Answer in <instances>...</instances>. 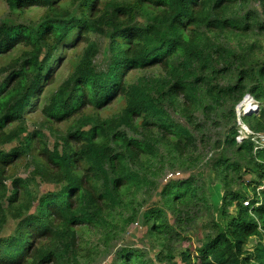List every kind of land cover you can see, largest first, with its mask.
Returning <instances> with one entry per match:
<instances>
[{
	"label": "trees",
	"instance_id": "trees-1",
	"mask_svg": "<svg viewBox=\"0 0 264 264\" xmlns=\"http://www.w3.org/2000/svg\"><path fill=\"white\" fill-rule=\"evenodd\" d=\"M0 11V264H264V0Z\"/></svg>",
	"mask_w": 264,
	"mask_h": 264
},
{
	"label": "rangeland",
	"instance_id": "rangeland-1",
	"mask_svg": "<svg viewBox=\"0 0 264 264\" xmlns=\"http://www.w3.org/2000/svg\"><path fill=\"white\" fill-rule=\"evenodd\" d=\"M3 11H0V22L2 21V19H3ZM104 45L106 46V41H105V43H104ZM104 57H105V54H104V50H102V52H101V54H100V56L98 57V59H97V64L98 65H100L101 63H102V61H103V59H104ZM69 74V71L64 67L62 70H60V72H59V75H58V77H57V80H59V82H61L67 75ZM251 100V99H250ZM252 101V100H251ZM251 101H249L250 102V104H251ZM255 105V104H254ZM253 105V107L250 105V107H252V110H253V108H254V110H255V106ZM256 106L259 108V105L256 103ZM241 110V108H237L236 107V112H238V111H240ZM249 112V111H248ZM247 112V113H248ZM35 119L37 120L38 118L37 117H35ZM245 120V119H244ZM237 124H238V122H237ZM256 136H258V135H256ZM255 140L256 141H259L258 140V138H256L255 137ZM25 174V172H21L19 175H22V177H24L23 175ZM250 192V191H249ZM234 210H233V208H231V212H233ZM142 233V229L140 228V227H138L135 223H133L132 225H130L129 226V228H127V233L125 234V236L123 237L124 239H123V241H125V242H127V240L128 241H130V242H137V243H139V246L140 247H144L145 246V248L147 247L146 246V240H143V244H140V242H139V239L143 236V234H141ZM134 234H137V237L136 236H134ZM202 235H203V233L201 232L197 237H195V236H193L192 235V237H191V242H186V243H184L183 244V247L184 248H189V249H191V248H193V249H195L196 247H198L199 246V244H200V241H201V239H202ZM141 240V239H140ZM257 243H258V239L257 238H253V239H251L250 240V242L248 243V245L245 247V249H247V250H252V249H254L255 247H256V245H257ZM150 255V258H152L151 257V253L149 254ZM109 259H107L106 260V262L108 261ZM101 264H104V262H102Z\"/></svg>",
	"mask_w": 264,
	"mask_h": 264
},
{
	"label": "built area",
	"instance_id": "built-area-1",
	"mask_svg": "<svg viewBox=\"0 0 264 264\" xmlns=\"http://www.w3.org/2000/svg\"><path fill=\"white\" fill-rule=\"evenodd\" d=\"M240 113H238V126H239V136L237 137V141H242L244 139H248V137L252 136V140L256 146H258L259 148H263L264 147V136L262 135H254L253 133H251V131H249V129L242 123L241 121V117H240ZM255 137L258 138L259 141L255 140ZM249 202H245L244 205H248Z\"/></svg>",
	"mask_w": 264,
	"mask_h": 264
},
{
	"label": "bare ground",
	"instance_id": "bare-ground-1",
	"mask_svg": "<svg viewBox=\"0 0 264 264\" xmlns=\"http://www.w3.org/2000/svg\"><path fill=\"white\" fill-rule=\"evenodd\" d=\"M250 98H248V99H245L244 100V102L242 103V108H241V111H242V114L244 113V115L245 114H248V113H250V112H254V111H249L250 110V100H249ZM255 103H253V105H254ZM249 111V112H248ZM248 112V113H247Z\"/></svg>",
	"mask_w": 264,
	"mask_h": 264
},
{
	"label": "clouds",
	"instance_id": "clouds-1",
	"mask_svg": "<svg viewBox=\"0 0 264 264\" xmlns=\"http://www.w3.org/2000/svg\"><path fill=\"white\" fill-rule=\"evenodd\" d=\"M252 102L255 103V105H254L255 106L254 112H256L258 110V107L256 106V102L255 101L252 100ZM240 108H242V102H241ZM238 113L241 114L240 117L244 116V113L242 114V111L241 110L237 112V117H238ZM237 122H238V120H237Z\"/></svg>",
	"mask_w": 264,
	"mask_h": 264
},
{
	"label": "water",
	"instance_id": "water-1",
	"mask_svg": "<svg viewBox=\"0 0 264 264\" xmlns=\"http://www.w3.org/2000/svg\"><path fill=\"white\" fill-rule=\"evenodd\" d=\"M248 98H250L249 96H246L245 98H244V100L245 99H248ZM251 100H253L252 98H250ZM244 100L242 101V103L244 102ZM240 105H241V103L237 106V108L239 109L240 108Z\"/></svg>",
	"mask_w": 264,
	"mask_h": 264
}]
</instances>
